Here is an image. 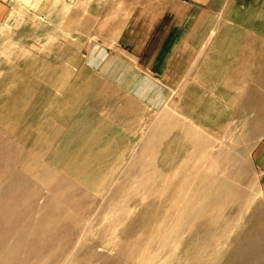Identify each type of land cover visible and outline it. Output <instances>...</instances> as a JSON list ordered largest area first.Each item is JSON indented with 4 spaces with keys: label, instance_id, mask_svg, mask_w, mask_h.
<instances>
[{
    "label": "crops",
    "instance_id": "0c3cea01",
    "mask_svg": "<svg viewBox=\"0 0 264 264\" xmlns=\"http://www.w3.org/2000/svg\"><path fill=\"white\" fill-rule=\"evenodd\" d=\"M77 2L80 18L66 22L63 38L65 72L73 73L75 57L82 76L96 82L38 79L30 94L23 82L0 87V94L18 93L11 102L0 103L2 127L16 140L19 154L32 151L39 158L43 180L51 178L49 172L62 176L61 166L76 165V153L85 154L92 169L121 171L136 153L142 113L149 116L141 137L147 144L158 137L153 115L165 113L176 92L179 121L209 132L239 124L242 137L256 140L254 162L264 172V0ZM55 9L56 3L50 4ZM8 18V4L0 1V35L9 30ZM191 70L193 88L184 89L181 97ZM87 91L95 97L83 94ZM105 141L111 144L107 160L100 156ZM145 147L144 158L151 155ZM176 150L167 162L171 169L184 161L181 149Z\"/></svg>",
    "mask_w": 264,
    "mask_h": 264
},
{
    "label": "rangeland",
    "instance_id": "374dc122",
    "mask_svg": "<svg viewBox=\"0 0 264 264\" xmlns=\"http://www.w3.org/2000/svg\"><path fill=\"white\" fill-rule=\"evenodd\" d=\"M0 1L8 4L9 18L7 21L12 22L11 24H9V30H7V32H3L2 35H0L1 88L5 89L6 86L18 87V85H21V82H23L26 83V86H28L27 92L28 94H30L34 82H37L38 79H51L52 82H61V80L64 81L66 77V82H71L73 84L80 82H96V80H93L91 78L88 79L84 75L82 76V74L80 73V59H77L75 57H73L72 60L73 73L71 75H68L67 73L66 76L65 72V62L68 60L65 58V43L63 41V38L65 37L66 33V22H70L71 17L73 19L77 18V16L78 18H80V6L77 0H72V2L71 0ZM54 3H56V9L55 11H51L50 4L52 5ZM71 9H73V11H71ZM95 13L96 10L89 11V14L94 15ZM51 21L55 22V24H53L52 27H49L48 22ZM89 22H91V20H89ZM49 35H53V38ZM54 35H56V38H54ZM34 46L35 49L33 48ZM16 75L17 78L19 77L20 79H15ZM193 85V72L191 70L188 75V79L184 83L183 88L180 92L181 97L184 89L192 90ZM196 85L198 86V83H196ZM16 91L12 93H4L3 91L0 94V103L11 102L18 95ZM84 93H88L91 98L95 97V95H93L95 94V92L93 91L83 92V94ZM190 94H192L191 91ZM178 101V94L176 92L168 108L164 111V114L171 116V119L173 121L178 120L176 116V113H178V109H180V107L178 106ZM221 112L222 111H220V113ZM201 113L203 114V108ZM159 116L153 115V131H155L156 129H160L161 127L169 129L171 123L169 122L167 125V123L165 122H160L158 120ZM146 118L148 119L149 116L143 112L137 122L138 131L137 138L134 144L135 148H137L136 153L134 154L135 156H132L133 158H131L130 162L127 163L126 168L122 170L123 173L122 171H120L119 176L121 177L118 176V180L116 179L114 181V186L111 189L112 193L110 192L111 195L103 197L91 194L93 192L90 193L85 190L82 191V189L80 191V188L75 186L73 182H68L67 180H65L66 182H64L62 180V176H56V173L54 172H49V177L51 178L42 180V182L39 184L35 183L28 176H25V173L21 170H18L15 164V157L19 155L20 159L22 156V154H19L20 148L17 145L16 140L7 136V132L5 131L4 127H2L0 116V154H2L0 156V159L6 162L10 161L9 169L18 176L17 178L19 182L24 183L25 185H27L26 187H29L31 190L37 193L36 200L29 207V211L27 210L31 215H25H27V217L30 218L33 223L36 222V224L39 223V218L42 215L54 218V221L56 222L57 228H55L59 233L58 240L56 241L61 242V244L59 242L58 247H60L62 251L56 250L58 251V253H54L56 257H53V260H57V256H61V258L63 257V259L58 261L55 260L54 262H42L41 264H71V262L72 264H85L87 261H93L97 253H103L104 255L111 257L113 256V254H111L109 250L112 246V239L113 241H116L115 238H117L118 236V238L122 242H127L128 240L130 241L136 239L140 235L145 236L150 231V229H152L158 222L162 220L165 213L169 210L170 204L169 202H167V200L170 198L171 194L169 192H171V189L167 190L168 188L166 187L168 186L167 184H170V188H176V186L182 179L183 168L188 171L192 170L193 172H200L201 175L211 178L212 181L216 180L215 185H218L220 181L227 179L228 184L236 186L240 191H245L251 200L255 199L254 201L250 202V204H248V211L246 212V214H244L243 217L238 220L239 223L237 222L238 225L236 226L235 233L232 234L230 238L232 239V244L229 241V243L224 247V250L217 253L216 256L213 255L214 257L207 253L201 254L200 257L202 258V260H205L208 256H210L208 260L214 261L216 264H223L225 262L226 255L230 251H232V249L230 250V248H233V246L231 247V245H234V243L237 241L236 237H238V239L241 238L243 234L255 224L254 216L258 212H261L264 215V172L257 169V165L254 162L253 156V150L256 145V140L250 139V141L246 143V140L249 139L250 135L242 137L245 132L240 129L239 124L235 122L231 123L225 129L221 128L216 131H211L213 134L208 130L205 131L203 129L201 130L202 132L200 130H194V132L191 129L188 130L187 132H189V134L193 136L191 142H200L203 145L207 146L206 148H204V156L200 154L197 155V151L195 152V149L192 148L191 144L190 146L185 145L183 149H181L180 147H176L178 143L181 144V139H178V133L175 131L169 133V131H167V133L165 134L166 137L162 138V141L153 154L154 156L146 155L145 158H147V161L145 162L144 154L141 155V152L145 148V143L143 144L144 140L141 137L142 135H146L145 133L143 134ZM178 123L179 125L183 124V122L181 121H179ZM222 126L225 127V124H222ZM249 133L250 131L248 132V134ZM176 148L181 149L180 152L184 155H180V160L183 159L184 161L176 165L175 169H171L170 166L172 164H168L167 162H169L168 160L170 159L172 161V159L176 157L178 153ZM228 151L229 153H227ZM224 155L228 158L231 157L228 164L222 162L224 159ZM203 157L205 158L203 159ZM9 158L11 160H9ZM240 173L244 179V183L240 182L236 177ZM55 177L57 178L53 181ZM51 183H58L57 185L59 186L63 185L62 187H65V190L72 193V195L63 198L60 196L55 197V195L53 194L50 195V191L48 192L47 190L55 188L53 187V185L51 186ZM36 185L38 186L35 187ZM49 186H51V188ZM39 187L40 189H43L40 190L38 189ZM18 196L21 204L23 202H28L29 200L27 195L22 193L21 191L18 192ZM49 197L51 198L49 199ZM41 199L43 200L42 202H46L47 204H41ZM103 200L107 201L106 205ZM70 201L76 202L77 208L68 210ZM96 201L98 203H96ZM93 202L95 203V205L93 204ZM35 203L37 208L35 206ZM49 203L52 205V209H49L51 206ZM227 205L228 203L225 206H222L224 207L222 211L223 216L237 217V214L234 211H230V206L226 207ZM92 208L95 211L93 215H91L93 212ZM38 209L40 211H38ZM54 209H60L57 215L52 212V210ZM128 209H132L129 218L122 223L120 222L119 224L120 219L118 217L124 212L127 213L129 211ZM88 210L91 213L88 212ZM34 212H37L36 214H39V216H37ZM52 214L56 216L52 217ZM76 215L77 218H75ZM86 216V221L80 220L82 219L80 217H83L84 219ZM69 220H71V222L73 223L75 221L77 222L73 224V232H71L72 234L70 236L69 234H67L69 233L70 229L69 223H71L69 222ZM80 221H82V223ZM205 224L206 222L204 221L199 222L198 225L188 235H183L181 233L178 235H173L169 239V241L163 245H161L156 240V242L152 246V252H154L156 256L154 264L159 262V260H161L162 258H164V260H162L164 264H183L186 261L190 262V259L192 258V256H194L193 249L195 248L196 244H199L201 242L203 234V231L201 229ZM49 228L51 229L53 227L51 225L45 226L46 231L49 230ZM22 235V233L12 234V236L8 239L14 240L16 238L23 237ZM108 236L110 237V239ZM197 236L199 237V239ZM67 237L69 240L67 239ZM0 238L5 239L7 237L3 233H0ZM181 238H183L181 240V243L179 245L175 244V240H179ZM34 239L35 238L32 236L25 235L24 240L26 241V244L24 247L27 248L32 246V242L34 241ZM51 239L52 238H50V241ZM65 243H70V245L67 246ZM97 243L100 244L97 245ZM107 243L109 245H107ZM94 245L97 246L95 247ZM12 247L15 248L14 244L10 242V248ZM162 249H164V251H162ZM102 250L104 252H101ZM223 252H225V254ZM158 254L159 256H157ZM27 256L28 255L25 254L24 250H20V252H18L16 255L19 261H25ZM38 256H41V254H38ZM28 259L30 260V257H27L26 260L28 264H37V260L31 259L30 261H28ZM93 264L103 263L95 262Z\"/></svg>",
    "mask_w": 264,
    "mask_h": 264
},
{
    "label": "bare ground",
    "instance_id": "6f19581e",
    "mask_svg": "<svg viewBox=\"0 0 264 264\" xmlns=\"http://www.w3.org/2000/svg\"><path fill=\"white\" fill-rule=\"evenodd\" d=\"M158 120L160 122H165V123L167 122V125L170 122L171 126L169 129L160 128V129H156L155 131H153L154 136L158 134V137L157 138L154 137L152 142L148 140L149 142H147V144L144 145L148 147L152 156H154L153 154L158 148L160 142L162 141V138L166 137L165 134L167 133V131H169V133L175 131L179 134H182V137L180 138L181 144L178 143L176 147H180L181 149H183L185 145L190 146L191 144L192 148L195 149V152L197 151V155L200 154L204 156V153H203L204 148H206L207 146L203 145L200 142H197V143L191 142L193 136H191L189 132H187L190 129L193 130V132L194 130H198V128L197 129L194 128L193 124H192L193 127L191 126V124L189 125L187 123H183L184 125L183 124L179 125L178 123L179 120L173 121L171 119V116L164 114V113L158 117ZM185 125L187 126V128ZM27 141H28V138H27ZM249 141H250V137L248 140H246V143H248ZM30 142L31 140H29L28 142H25L24 143L25 146L29 147L31 145ZM110 145L111 144L108 141H105L103 152L100 154L101 158L104 160L105 159L107 160L109 158ZM31 148L33 150V145ZM227 153H229V151ZM1 155L2 154H0V156ZM225 155H224V159L222 162L228 164L230 162L229 160L231 157L228 158ZM75 156L78 158V163L76 165L74 166L65 165L59 168V172L63 178L62 180L64 182H66L65 180H67L68 182L71 181L73 182L75 186L80 188V191L82 189V191L85 190L90 193L93 192L91 194H94L96 196L104 197L107 195H111L112 193L111 189L113 188L114 185L113 184L111 185L108 182L112 181V179L114 178L117 179L118 176L120 175V171L116 168H108V167L104 168L105 166L92 169L88 167L85 163V159H86L85 154L76 153ZM204 158L205 157H203V159ZM83 159H84V162H83ZM9 160L11 159L9 158ZM55 160L56 159L54 157L51 158L50 160L52 167L56 164ZM15 164L18 170H21L22 172H24L25 176H28L29 178H31L35 183L39 184L42 182L43 180V177L41 176L42 167H40L41 165H40L39 158H37V156L34 155L32 151L28 152L26 155H22L20 159H19V155H17L15 157ZM9 165H10V161L6 162L0 159V233H3L7 237L5 239L0 238V264H28V262H26L27 257H30V260L31 259L37 260V264H41L42 262H49V261L54 262L56 260V259L53 260V257H56L54 253H58V251L56 250H61L60 247H58V244L60 241L59 242L56 241L58 240V234H59L58 231L56 230L57 228L56 222L54 221V218L42 215L39 218V223L36 224L35 222L36 219L34 221L35 223H33V221L30 218H28L27 215H25V214H28V215L30 214L28 212L29 211L28 209L31 206V204L36 200L37 193L31 190L29 187H26L27 185H25L24 183L19 182L17 178L18 176L12 171H10ZM124 168H126V166ZM124 168H122V170ZM205 170H208V169H205ZM122 177H123V174H122ZM236 177L240 182L244 183V179L241 173L238 174ZM55 179L56 178H54L53 181ZM215 182L216 180L212 181L211 178L201 175L200 172H197V171L193 172L192 170L188 171L185 168H183L182 169V179L180 183L176 186V188L174 189L170 188V184H167L168 185L166 187L168 188L167 190L171 189V192H169L171 194L170 198L167 200V202H169L170 204V207L160 222H158L152 229H150V231L145 236L140 235L134 240H130V241L128 240L127 242H122L117 236V238H115L116 241H113L112 239L111 241L112 246L109 250V252H111L113 256L108 257L107 255H104L103 253H100V254L97 253L93 261H87L85 264H93L95 262H102L103 264H154L156 260V256H155V253L152 252V246L154 245L156 240L161 245L166 244L173 235H178L180 233L183 235H188L198 225L199 222H203V221L206 222V224L201 229L203 231L201 242L199 241L200 243L196 244L195 248L193 249L194 256H192V258L190 259L191 261L190 262L186 261L183 264H216L214 261L208 260L210 256H208L205 260H202V258L200 257L201 254L207 253V254H210L211 256L213 255L216 256L217 253L224 250V247L229 243V241L232 244L231 242L232 239L230 238L232 234L235 233L236 226L238 225L237 224L238 220H240L241 217H243V215L246 214V212L248 211L247 210L248 204H250V202L254 201L255 199L251 200L245 191H240L236 186L228 184L227 179L220 181L218 185H215ZM57 184L58 183H51V186L53 185V187L55 188L50 189V190L47 188L48 189L47 191L48 192L50 191L49 192L50 195L53 194L55 195V197L60 196L62 198L72 195V193L65 190V187H62L63 185L59 186ZM37 186L38 185H36L35 187ZM51 186L49 187L51 188ZM66 187H67V184H66ZM33 189H36V188H33ZM38 189H40V187ZM20 191L27 195V197L29 198L28 202L24 203L22 201L23 203L22 204L20 203V199L18 196V192ZM50 198L51 197H49V199ZM40 201L42 202L43 200L41 199ZM103 201L105 202V205H106V202L108 200L107 201L103 200ZM43 203H46V202H42L41 204ZM96 203L98 202L96 201ZM227 203L228 205L226 207L230 206V211H234L237 214V217L235 216L234 217H224L223 216L222 211L224 207L222 206H225ZM93 204L95 205L94 202ZM52 205H53V202H52ZM52 205L50 206L49 209H52L51 208ZM35 206H36V203H35ZM75 208H77L76 202L70 201L68 210H72ZM128 210L129 211L127 213L124 212L118 217L120 219L119 224L120 222L122 223L129 218L132 212V209H128ZM38 211L40 210L38 209ZM59 211L60 209L52 210V212L55 213L56 215ZM92 211L93 212L91 215H93V213L95 212L93 208H92ZM88 212L90 211L88 210ZM56 215L52 214V217ZM37 216H39V214ZM75 218H77V215L75 216ZM80 218H82L80 220L83 221L87 218V216L84 219L83 217H80ZM254 218H255L254 219L255 224L247 232H245L241 238L238 239V237H236L237 241L234 243V245L230 244L231 247L233 246V248H230V250L232 249V251H230L228 254L226 253L227 255L225 258V262L223 264H264V215L261 212H258L254 216ZM82 221L80 222L82 223ZM69 222H71V220H69ZM74 223L73 222L69 223L70 229H69V233H67L69 234V236L72 234L71 232H73L72 228L74 226L73 225ZM46 225H51L53 228L51 229L49 228V230L46 231L45 230ZM18 233H22L23 234L22 236L24 238H25V235L34 237L35 239L32 242V246L25 248L24 246L26 244L25 243L26 241L24 240L23 237L16 238L14 240L8 239L12 236V234H18ZM50 238H52L53 241L52 239L50 241ZM182 239L183 238L179 240L176 239L175 244L179 245ZM10 242L14 244L15 248L13 247H12L13 249L10 248ZM70 243L69 244L65 243V244L68 246L70 245ZM99 244L97 243V245ZM107 245L109 244L107 243ZM64 248H63V251H64ZM20 250H24L25 254L28 255L25 261H21V260L19 261L16 257L17 253L20 252ZM103 250L101 252H104ZM162 251H164V249H162ZM223 253L225 254V252ZM38 254H41V256H38ZM159 254L157 256H159ZM57 258L58 259L56 261L63 259V257L61 258V256L60 257L57 256ZM223 258H224V255H223ZM30 260L28 259V261ZM162 260H164V258L159 260V262L157 263L164 264Z\"/></svg>",
    "mask_w": 264,
    "mask_h": 264
}]
</instances>
